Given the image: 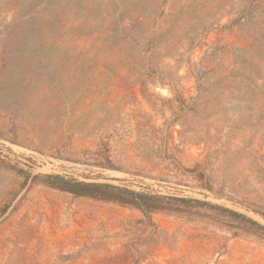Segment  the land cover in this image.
I'll return each mask as SVG.
<instances>
[{"label": "rangeland", "instance_id": "374dc122", "mask_svg": "<svg viewBox=\"0 0 264 264\" xmlns=\"http://www.w3.org/2000/svg\"><path fill=\"white\" fill-rule=\"evenodd\" d=\"M44 174L264 227V0H0V264H264L218 209Z\"/></svg>", "mask_w": 264, "mask_h": 264}, {"label": "trees", "instance_id": "16d2710c", "mask_svg": "<svg viewBox=\"0 0 264 264\" xmlns=\"http://www.w3.org/2000/svg\"><path fill=\"white\" fill-rule=\"evenodd\" d=\"M43 177L44 182L51 187L70 192L76 196H85L115 202L121 205H130L140 210L147 217L155 211H176L177 208H173V203H195L197 205H208L227 213L233 218L241 219L246 223L264 230L263 226L240 212L197 199L151 194L107 182L76 180L58 174H44Z\"/></svg>", "mask_w": 264, "mask_h": 264}]
</instances>
